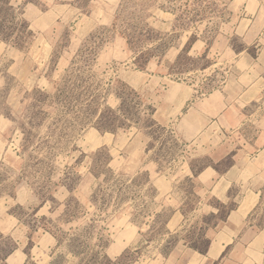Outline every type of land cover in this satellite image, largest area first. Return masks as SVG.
Returning a JSON list of instances; mask_svg holds the SVG:
<instances>
[{
	"label": "rangeland",
	"instance_id": "rangeland-1",
	"mask_svg": "<svg viewBox=\"0 0 264 264\" xmlns=\"http://www.w3.org/2000/svg\"><path fill=\"white\" fill-rule=\"evenodd\" d=\"M233 2H0V264H264V100L212 142L157 115L234 79Z\"/></svg>",
	"mask_w": 264,
	"mask_h": 264
},
{
	"label": "crops",
	"instance_id": "crops-1",
	"mask_svg": "<svg viewBox=\"0 0 264 264\" xmlns=\"http://www.w3.org/2000/svg\"><path fill=\"white\" fill-rule=\"evenodd\" d=\"M233 1V11L234 9L242 11V17L233 19L226 26L229 35L217 38L214 47L223 44L221 51H217L218 59H225L226 62L232 63L231 71L234 73V79L226 84L223 92L215 91L204 100L197 99V91L193 87L185 86L182 89L180 85H176L173 90L176 95L174 102H167L166 95L159 101L157 113L159 119L163 123L171 124L179 139L185 143L201 139L205 132L209 142L215 141L218 132L234 129L239 124L242 117L241 110L264 100V78H262L264 75V0ZM240 1L242 4L236 6ZM237 41L241 45L238 50L235 48ZM253 49L256 50L255 56L251 53ZM186 107L188 109L185 112ZM179 116L182 118L178 119ZM262 123H264L263 120ZM259 154L258 162H264V146ZM244 205L242 204L239 210ZM223 248L224 246L220 249ZM221 250L216 256L212 254L209 264L214 263V260L222 253ZM192 257L193 261L199 259L194 253ZM192 257L187 259L185 264L191 263ZM20 260V264H23L25 257Z\"/></svg>",
	"mask_w": 264,
	"mask_h": 264
},
{
	"label": "bare ground",
	"instance_id": "bare-ground-1",
	"mask_svg": "<svg viewBox=\"0 0 264 264\" xmlns=\"http://www.w3.org/2000/svg\"><path fill=\"white\" fill-rule=\"evenodd\" d=\"M252 206H253V203H251L250 200H249V201H246L245 205H244L243 208L240 210V214L243 215V216H246V215L249 213V211L251 210V207H252ZM219 251H220V249L214 250V251L212 252V254H213L214 256H216V255H218Z\"/></svg>",
	"mask_w": 264,
	"mask_h": 264
},
{
	"label": "trees",
	"instance_id": "trees-1",
	"mask_svg": "<svg viewBox=\"0 0 264 264\" xmlns=\"http://www.w3.org/2000/svg\"><path fill=\"white\" fill-rule=\"evenodd\" d=\"M0 2L4 5V10L6 11V13H10V11L12 12L14 10V7L10 6V0H1ZM0 240H2L1 235H0Z\"/></svg>",
	"mask_w": 264,
	"mask_h": 264
}]
</instances>
